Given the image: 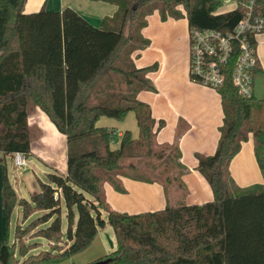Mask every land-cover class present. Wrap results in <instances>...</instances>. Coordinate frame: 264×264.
<instances>
[{
    "label": "trees",
    "instance_id": "trees-1",
    "mask_svg": "<svg viewBox=\"0 0 264 264\" xmlns=\"http://www.w3.org/2000/svg\"><path fill=\"white\" fill-rule=\"evenodd\" d=\"M103 1L117 9L95 26L69 6L24 12L25 0H0V151L31 155L28 115L35 106L66 136L67 147L66 170L47 172L29 199L18 198L4 177L7 234L16 205L21 223L31 218L15 225L11 242L7 238L0 244V264L71 256L88 247L106 223L116 239V248L100 258L108 259L106 264H264V99L243 96L233 85L238 43L233 42L224 67V83L215 89L223 111L216 149L195 153L196 169L213 193L201 204L184 201L187 167L180 161L178 142H157L164 120H156L149 103L137 97L141 90L155 89L148 74L157 64L137 67L133 61V53L150 43L142 29L153 11L161 19L186 16L189 29L226 34L246 6L239 0L235 8L217 12L223 0ZM253 14L264 17V2H255ZM250 42L256 48V39ZM260 73L257 60L254 76ZM129 111L136 118V137L130 130L118 136L96 124L101 116L123 120ZM249 135L263 182L239 187L230 163ZM123 177L159 181L166 193L175 186L176 203L138 213L116 210L104 184L123 193ZM28 236L45 239L49 248L30 253L40 244L28 242Z\"/></svg>",
    "mask_w": 264,
    "mask_h": 264
},
{
    "label": "crops",
    "instance_id": "crops-1",
    "mask_svg": "<svg viewBox=\"0 0 264 264\" xmlns=\"http://www.w3.org/2000/svg\"><path fill=\"white\" fill-rule=\"evenodd\" d=\"M65 6L72 7L95 26L99 25L103 17L112 16L117 9L114 3L103 0H25L23 10L24 12L41 9L55 11L62 10ZM155 12L157 11L148 15L147 24L142 29L143 35L150 40L149 45L133 53V61L137 67L157 64V69L148 74L155 89L141 90L137 97L149 103L152 115L156 120H164V125L157 130V142L160 144L178 142L180 161L187 167V171L182 175V181L187 188L184 201L187 204H201L212 200L213 193L206 179L196 169L197 158L195 153L212 154L216 149L219 127L223 117L221 98L215 89L190 79L189 28L186 16H183V20L167 17L166 20L162 19L159 22L158 16H153L157 15L154 14ZM149 19L151 21L150 26L148 25ZM257 43L256 38V53L262 73L254 76L253 95L264 99V61L258 55ZM257 76H259L260 82L256 84ZM104 117L101 116L97 120L98 126H107L120 136L124 130H130L134 137L137 136L138 127L132 111H129L123 120ZM28 125L32 131L31 155L28 157H34L51 169L56 168L65 171L66 136L58 131L46 113L38 106H35L28 115ZM117 144L118 142L112 146H117ZM3 155L5 156L4 153ZM10 156L12 157V155ZM28 157H26V165L29 160ZM32 164L37 172L47 173L44 168L39 170L34 162ZM230 172L239 187L263 182L254 156L251 135L248 136L245 145H241L240 150L233 157L230 163ZM33 173L39 180L38 173L36 174L35 171ZM5 176L12 184L18 198L29 199L33 194L32 192L37 190L36 188L35 191H30L27 189L29 186L24 185L21 181L11 182L6 165L0 163V244L9 236L7 234L6 215L2 205V183ZM122 184L125 192H118L111 184L105 183L104 193L112 208L128 213L154 211L167 205H174L179 195L175 186L176 190L172 188L173 186H169L166 193L159 181L145 182L123 177ZM16 206L13 211L20 212L22 216L21 207ZM37 213L35 212L32 216ZM21 216L17 217V223L18 220L21 222ZM102 216L106 219L104 211ZM11 217L9 226L11 225ZM62 226L64 230L65 218ZM109 231L113 233V239L110 238ZM39 242L41 241L39 240ZM44 245H49L45 239L42 242V246ZM115 248L116 239L113 229L106 223L104 227L98 229L93 241L84 250L71 256L60 257L40 264H88L108 255Z\"/></svg>",
    "mask_w": 264,
    "mask_h": 264
},
{
    "label": "built area",
    "instance_id": "built-area-1",
    "mask_svg": "<svg viewBox=\"0 0 264 264\" xmlns=\"http://www.w3.org/2000/svg\"><path fill=\"white\" fill-rule=\"evenodd\" d=\"M226 0H223L222 4ZM256 1L242 0L247 10L236 23L233 31L223 34L212 28L189 29L188 62L190 79L213 89L221 87L225 80L224 67L233 51V42L239 45V52L232 71V82L239 94L251 97L253 94L254 68L258 60L256 48L250 42L264 32V17L253 14ZM235 8L239 0H231ZM228 9V10H230ZM118 136L117 132L113 131ZM112 145L116 142H112ZM12 164L26 166V157L21 152L12 155Z\"/></svg>",
    "mask_w": 264,
    "mask_h": 264
},
{
    "label": "rangeland",
    "instance_id": "rangeland-1",
    "mask_svg": "<svg viewBox=\"0 0 264 264\" xmlns=\"http://www.w3.org/2000/svg\"><path fill=\"white\" fill-rule=\"evenodd\" d=\"M233 6H234V4L231 2V0H226L217 9V12L226 11V10L232 8ZM154 14H157V15H153V16H158V21L161 22L162 19L159 17L158 13L155 12ZM182 18L183 17L174 18V19L183 20ZM163 20H166V19H163ZM148 25L149 26L151 25L150 19L148 20ZM256 38H257V42H258L257 43V52H258V55H259L260 59L264 61V32L259 33ZM255 81H256V84L258 82H260L259 76L256 77ZM246 142H247V140L244 141V143L242 145L244 146ZM28 159L29 160L27 161V165L26 166L16 167V166H14L12 164V161H11L12 160V157L10 155L5 154V156H4L3 153L0 152V163L2 165H4V164L6 165V167L8 169V176H9L10 181L13 182V183H15L16 181H18V182L21 181L24 185L29 186L27 189H29L30 191H35V189L37 188V190L35 192H38L39 191V180L34 175L33 171H35L36 174L38 173L37 175L40 176V180L46 181L47 178H46V174H43L40 171L37 172L35 170L34 165L32 164V162H34L36 164V167L39 170L44 168L45 171L52 172V169L50 167H48V166L40 163L34 157H28ZM152 174H154V172ZM172 188L174 190H176V188L174 186ZM35 192H32V193H35ZM18 208H20V206H18ZM18 216L19 217L21 216L20 215V212L14 210L13 211V214H12V217H11V225L9 226L10 227V229H9V236H8L9 242H11L13 240L14 227L17 224V217ZM28 220L25 223H23V225H25L28 222ZM19 222H20V220H18V223ZM110 232L111 231H109V236H110L111 239H113V233L112 232L110 233ZM26 239H27L28 242H33V241L39 242V240L41 241V242H39L40 246H38V247H36L34 249H31L30 253L31 252L37 253L41 249H47V248H49V245L42 246V242L44 241L43 238H39V237H35V236L34 237L28 236ZM19 261H21V259L18 260V263L17 264H19Z\"/></svg>",
    "mask_w": 264,
    "mask_h": 264
},
{
    "label": "water",
    "instance_id": "water-1",
    "mask_svg": "<svg viewBox=\"0 0 264 264\" xmlns=\"http://www.w3.org/2000/svg\"><path fill=\"white\" fill-rule=\"evenodd\" d=\"M107 261H108V259H100V260H96V261L88 263V264H106Z\"/></svg>",
    "mask_w": 264,
    "mask_h": 264
}]
</instances>
